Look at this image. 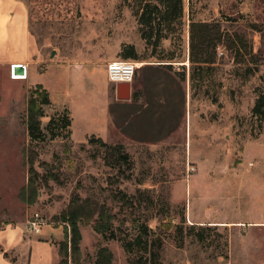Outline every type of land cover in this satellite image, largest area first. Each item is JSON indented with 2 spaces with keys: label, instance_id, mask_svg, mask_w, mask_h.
<instances>
[{
  "label": "rangeland",
  "instance_id": "374dc122",
  "mask_svg": "<svg viewBox=\"0 0 264 264\" xmlns=\"http://www.w3.org/2000/svg\"><path fill=\"white\" fill-rule=\"evenodd\" d=\"M22 2L38 56L27 79H12L11 68L0 69V231L27 230L39 214L67 229L66 264H264V122L252 114L264 92V0H185L183 20L158 46L142 38L136 0ZM192 22L220 26L224 37L212 50L213 63L191 61ZM234 35L242 42L230 47ZM124 44H133L138 58L119 53L115 59L138 65L154 60L178 66L189 55L190 67L177 71L190 89L191 110L183 131L164 143H120L129 162L117 163L95 136L79 142L101 124L99 118L89 124L83 114L85 103L107 100L110 87L99 63ZM49 56L62 67L48 70ZM37 84L50 86L54 97L72 107V139L69 129L59 136L47 131L58 110L54 105L44 106L45 137L31 139L28 102ZM30 170L39 175L33 188ZM48 170L58 178L46 180ZM77 196L89 205L88 217L76 221V250L66 213ZM105 210L114 216L106 235L95 230ZM170 220L175 227L166 233L160 225ZM142 224L162 237L156 254L134 243L147 238ZM192 224L203 225L204 241ZM100 252L107 260L100 262ZM6 255L16 258L13 250Z\"/></svg>",
  "mask_w": 264,
  "mask_h": 264
},
{
  "label": "crops",
  "instance_id": "0c3cea01",
  "mask_svg": "<svg viewBox=\"0 0 264 264\" xmlns=\"http://www.w3.org/2000/svg\"><path fill=\"white\" fill-rule=\"evenodd\" d=\"M120 52L121 48L114 50L99 63L104 66L110 88L104 104L101 105L99 100L84 104L83 114L89 124H98V118L101 124L87 129L79 144L95 136L106 143L154 146L181 133L185 114L188 108L191 110V96L185 79L177 70L179 65L190 67L189 55L188 60L178 63V66L174 62L154 60L139 63L131 82V98L120 100L117 98V83H111L107 77V64L116 61L115 54ZM54 54L55 51L52 52ZM37 56V41L30 31L25 3L22 0H0V69L22 63L27 66L30 77V69L36 64ZM51 59L49 56L48 70L52 66L62 67L55 58ZM48 91L52 105L58 110L67 108L71 115L70 104L54 97L50 86ZM72 126L71 139L74 134ZM27 231L19 226L0 231V245L4 252H16L14 260L0 252V264H60V242L66 238L63 227L45 223L39 232Z\"/></svg>",
  "mask_w": 264,
  "mask_h": 264
},
{
  "label": "trees",
  "instance_id": "16d2710c",
  "mask_svg": "<svg viewBox=\"0 0 264 264\" xmlns=\"http://www.w3.org/2000/svg\"><path fill=\"white\" fill-rule=\"evenodd\" d=\"M185 0H136L140 3V12L138 15V21L141 28L142 38L150 44L152 39H154V45L158 46L162 39L168 38V35L175 30V25L181 23L185 13ZM200 32V33H199ZM263 32V31H262ZM224 34L220 33V26L203 23V22H192L191 24V61L193 63L207 64L213 63L214 58L212 57V50H216L219 46ZM263 37V35H262ZM241 39L238 35L228 37V45L230 47L235 46L237 43H241ZM210 52L208 53L207 51ZM120 55L125 59H137L138 54L136 48L133 44H124L122 46ZM44 106H52V101L50 98V93L47 88L43 87L42 84H37L36 88L30 92L29 102H28V119L27 127L28 133L32 140H39L45 137V133L41 127V117L44 115ZM252 114L261 122H264V92L258 95L255 105L252 109ZM71 125L72 117L70 111L65 108L62 110H56V113L50 118L47 124V131L53 132V136H59L61 131L69 129V135L71 136ZM56 131V133H55ZM101 140V139H100ZM94 141V138H90L89 142ZM99 143L109 150V153L116 159L117 163L129 162V154L123 151V146L120 144L107 145L104 141H99ZM34 170H30L29 188H33L38 182V173ZM46 180L56 179L57 174L52 170H48V175L45 176ZM141 196V191H138ZM122 199L127 202L129 198L126 194L122 196ZM88 200H82L80 197H75L72 203L75 205L71 210L66 213L72 221L73 226V239L72 244L74 249H78L77 238L80 239L76 229V221L83 218H87V205ZM104 212V211H103ZM99 212L97 217V224L95 225V230L104 235L113 231L112 219L114 216L111 214ZM107 219V222L103 223V219ZM192 224L190 228L196 231V236L200 241L206 239L203 233V225ZM175 227L173 222H163L160 225V229L164 230L166 233L172 231ZM142 229L146 234L147 238L142 239L138 236L134 243L145 246L146 252L151 255L156 254V251L160 247L162 242V237L158 232H152V230L146 225L142 224ZM66 240L68 238V231L65 228ZM149 236L151 237L149 240ZM66 240L60 242V252L61 261L60 264H66L63 259V252L68 253V242ZM126 249L129 251V246L125 245ZM0 252H4V249H0ZM4 256L7 257L6 252ZM104 258L103 254L100 252L99 259L100 262Z\"/></svg>",
  "mask_w": 264,
  "mask_h": 264
},
{
  "label": "built area",
  "instance_id": "2783aa9c",
  "mask_svg": "<svg viewBox=\"0 0 264 264\" xmlns=\"http://www.w3.org/2000/svg\"><path fill=\"white\" fill-rule=\"evenodd\" d=\"M17 63H14L11 65V78L16 79V80H22V79H27V73H28V68L26 65L25 67V73H17L15 72V65ZM22 64V63H20ZM137 63L131 60H116V61H111L107 64V74L108 78L117 83V82H132L134 80V77L137 72ZM24 76V77H20ZM45 221L44 219L39 216V214H36L34 216V219L31 221H28L27 224V230L31 232H39L41 229V226L44 225Z\"/></svg>",
  "mask_w": 264,
  "mask_h": 264
},
{
  "label": "water",
  "instance_id": "95a60500",
  "mask_svg": "<svg viewBox=\"0 0 264 264\" xmlns=\"http://www.w3.org/2000/svg\"><path fill=\"white\" fill-rule=\"evenodd\" d=\"M54 53V51H53ZM15 72L24 74L25 67L23 64H16L15 65ZM117 89V98L120 100H128L131 98V83L130 82H117L116 84Z\"/></svg>",
  "mask_w": 264,
  "mask_h": 264
},
{
  "label": "bare ground",
  "instance_id": "6f19581e",
  "mask_svg": "<svg viewBox=\"0 0 264 264\" xmlns=\"http://www.w3.org/2000/svg\"><path fill=\"white\" fill-rule=\"evenodd\" d=\"M18 64V63H17ZM137 65V67H138V64H136ZM27 75H28V73H27ZM20 77H24V76H20ZM19 80V79H18Z\"/></svg>",
  "mask_w": 264,
  "mask_h": 264
}]
</instances>
